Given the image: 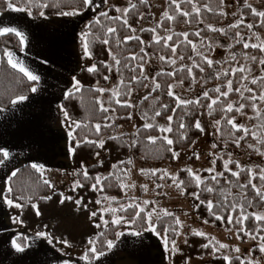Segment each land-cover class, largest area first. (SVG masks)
<instances>
[{"label":"trees","instance_id":"16d2710c","mask_svg":"<svg viewBox=\"0 0 264 264\" xmlns=\"http://www.w3.org/2000/svg\"><path fill=\"white\" fill-rule=\"evenodd\" d=\"M131 4H135V8L128 9L129 13L124 18H121L114 8H108L107 17L100 16V23H95L96 17L89 22V24L82 30L88 31L90 35L87 37L90 45V51L92 57L90 60L91 65L95 64L98 71L96 73L87 72V68H81L75 77L81 81L83 88L79 92H73V96L69 99H63L60 102V106L63 105L64 110L69 113V121L77 122L81 125L80 128H74L73 131L77 136V139L83 140L85 137L89 140L103 139L105 141L104 147L99 148L93 145L82 144L77 149L76 155L70 153V163L73 169L76 181H79L82 186L75 188V197L79 200V204L74 199L63 197L59 192H52L50 183L45 184L46 180L44 175L35 171L29 164L19 167L20 171L16 178L12 181V186L17 196L23 197L19 202L24 205L22 209H19V220L24 226H31L34 223H38L37 227L40 228L43 225L49 226V236L57 241L67 240L68 247L82 249L87 246L89 239L95 234L96 222L98 218L92 216V208L96 206V201H105L108 199L120 198L124 194V188H121V183L125 181V171L130 168L129 157L131 153L135 156L142 158L146 162H170L174 161L172 152L168 151L169 147L174 151L188 150L196 140L202 136V132L195 127L200 113L206 111L208 118L211 121H220L218 140L225 146L235 148L236 140L239 136L243 135V132H238L232 129L231 125L227 123L228 119H232L236 116V108H233L232 112H227L226 108L229 103L238 102L245 105L241 111L251 116L254 123L264 125V101L259 99L254 103L261 111L260 118H256V113L253 111L251 105L253 101L248 99L251 95L255 94L257 97L264 92V75L257 78L256 84L251 83L252 79H249V75L246 71L233 73L231 68L224 70L222 76H217L220 72V67L216 64H212L211 67L205 66L203 71H200L198 59L203 58L201 54H196L192 49V44H202L199 47L200 50L208 46V41L212 38L227 39L225 47L227 50L236 51L235 57L231 56L233 67L232 69L246 68L252 64L254 68H264L260 62L243 63L239 57L242 53L249 50L259 54L261 59H264V52L259 48H244V43H235L237 33L241 34L245 40H249L252 35H264V24L261 23V19L258 16H253L252 12L245 5L247 1H257L264 4V0H232L236 6L240 8L241 21L238 28L229 27L224 30L226 34L220 32L211 31L210 27L217 26L224 18L225 0H166V12L173 16V20H168L166 17H162L158 25L155 26V32L151 29H144L140 32L139 40L131 39L126 40L128 36H134L133 28L136 27L141 18L149 13V5L145 0H124ZM18 5H23L26 0H13ZM47 4L48 7L40 9L39 4ZM80 0H34L32 5V15L34 19L40 18H53L57 16H63L61 12L72 11L73 8L79 5ZM176 4L180 5V11L176 10ZM193 5L200 9L199 15L193 10ZM207 6V7H206ZM211 8V11L208 9ZM6 9L4 0H0V13ZM39 11H43L45 15L41 17ZM183 12L191 13L189 16L182 15ZM223 13V15L221 14ZM116 17H120L116 19ZM127 19L128 24H124V20ZM248 24H252L253 27L249 29ZM89 25L91 27L89 28ZM109 27L115 28V33H108ZM188 28L187 40L192 43L189 44L185 40L183 33L174 32L173 29ZM81 32V33H82ZM172 36L171 40H167V34ZM199 33V35H197ZM155 35L161 37V41L157 43L154 40ZM108 39L109 43L104 44L102 41ZM140 41H143L141 43ZM144 42L147 44L148 52L154 57L164 56L165 59L161 60L163 71L158 72L154 81L159 84V88H154L147 99L142 98L136 107V112L144 123H152L156 127L151 129H145L144 126L138 128L133 135V141L130 142L127 135L113 136L112 133L117 124H126L130 122L131 107H123L121 104L116 103V99L128 101L129 95L127 94L129 89L141 92L146 84V79L142 77L140 64H145L147 56L144 52ZM172 48L176 49V52H172ZM20 51L21 46L18 37L9 34L7 36L0 37V108L6 109L10 106L11 100L15 99L19 95L29 96L32 92L31 87L35 86L33 82L29 81L22 73L17 69H13L8 63L7 58L4 56V50ZM143 49V51H141ZM240 52V53H239ZM178 55L180 60L193 62L192 66H182L175 68L174 55ZM115 56L119 59L120 64H115L116 77L119 81L118 93L119 96L115 97L111 92L105 91L102 94L95 89L98 86H103L108 83V79L105 76H109V62ZM132 56H136L137 59H131ZM140 57H143L141 60ZM180 57H183L181 59ZM114 61V60H113ZM115 62V61H114ZM239 65V67L237 66ZM191 69V73L188 72ZM227 72V76L224 73ZM172 73V75H169ZM136 79L133 80L132 78ZM247 77V79H244ZM254 79V78H253ZM232 81L233 91L229 92L227 97L221 96L216 92V88H220L221 91H227L228 81ZM123 81V83H121ZM173 83H178L185 88L192 87L196 83H201L206 87L208 96H201L191 104H177V100L173 96H169V86ZM251 88L252 93L245 91V88ZM239 89L240 91H235ZM243 97V98H242ZM217 100V103L212 105V109H209L208 105L212 103V100ZM103 103L104 108L109 111L104 112L100 109V103ZM198 101V103H196ZM167 105V108L163 106ZM174 110V111H173ZM160 111V116H155V112ZM211 111V115L209 112ZM111 113H114V121L111 119ZM146 114V115H145ZM168 116H173L171 127L173 129L170 133H161L159 128L161 126H168ZM130 117V118H129ZM184 123L185 128H179V124ZM100 124L101 129L99 136L95 132V125ZM168 136L174 141L173 145L168 146L162 140H157L155 144L149 142L148 137H161ZM114 137V139H110ZM183 137V138H182ZM250 136L247 135L240 142L244 143ZM73 141L68 139V145L71 147ZM247 151L250 149L247 147ZM102 154V159L96 161L95 159ZM253 155V154H251ZM115 165V167H113ZM230 169L237 170L240 173L239 177L232 176L231 171L224 170L221 165V160H216V169L221 171L223 175L217 177L215 180L211 178L206 172L203 173L204 180L196 186L195 181L190 177L187 171L179 170L176 174L177 182L183 181L184 183L177 187V191L182 193L185 198L191 199L192 206L194 207L195 215L200 221H208L207 225H211L219 229H233L236 231L241 242H245L249 235H246L243 231H237L240 225L235 223V219L231 224L227 223L226 217L231 214L236 217L239 214V207L236 212H232V204H243L246 213H251V209H263L264 201H262L257 195L255 190L249 184L250 174L248 168H243L244 171L237 169L234 163H231ZM86 169L89 175V179L85 180L83 176V170ZM256 179L252 180L258 188L261 187L262 182L259 179L258 169ZM107 177L106 180H102L103 190H100V186H97L96 190H93L92 184L95 183V177ZM156 176V175H154ZM167 181H171L169 178ZM247 184L248 187L244 188L241 185ZM212 188V192H208L207 189ZM7 190V189H6ZM6 192V191H5ZM195 192L199 195L200 199H197L192 193ZM201 200L204 201L201 204ZM212 201L214 207L213 211L216 214L225 216L224 221H217L215 216L211 215L207 210V202ZM63 201V202H62ZM228 205L229 207H221V203ZM251 202V206H249ZM36 205L34 209L32 205ZM39 210L40 215H36V210ZM133 213L132 209H128L127 212H118L116 215L129 218ZM103 218L109 221V224L100 232L95 239V247L98 251L107 252L106 242L107 240L114 241L116 233L120 231L134 232L142 229V222L137 221L135 224L121 223L120 225L111 224L113 214L107 212L103 215ZM176 216H161V219L157 221L160 228L174 227L180 230L179 225L175 224ZM258 222L253 217H250L244 222L243 227L247 232H250L252 236H255L260 242L261 236H264V231L257 233L256 228ZM259 226L264 228V222H259ZM177 239V237H175ZM17 242L24 245L23 239L18 237ZM204 244H209L208 248L203 247ZM216 245L215 241L206 237L191 234L188 237V244L186 252L189 257H209L212 258L205 264H227L224 261L223 256L216 252L212 254V245ZM254 255L261 254L258 248L253 249ZM233 258V264H240V261ZM94 258H91L93 260Z\"/></svg>","mask_w":264,"mask_h":264},{"label":"rangeland","instance_id":"374dc122","mask_svg":"<svg viewBox=\"0 0 264 264\" xmlns=\"http://www.w3.org/2000/svg\"><path fill=\"white\" fill-rule=\"evenodd\" d=\"M149 5V13L141 18L139 24L133 28L134 35L138 37L140 32L144 29H154L156 25L160 22L161 18L164 16L163 13L166 12V0H145ZM247 4H251L253 8H256L257 11H264V4H261L257 1H247ZM131 3L124 0H95L94 7L90 11H84L80 15L76 16H64L52 21V28L55 31H60L67 34V38L72 43V48L77 51L78 54V67L87 68L91 65L89 58L83 55L82 49V40L80 34L82 30L92 21L101 11L106 12L108 8H114L117 11L118 15L121 18H124L122 12L125 8H129ZM240 8L235 5L232 0H225L224 7V18L220 24L215 26L217 29L227 30L230 25L237 24L241 21ZM240 24V23H239ZM214 28V27H212ZM188 28H178L173 29L174 32L186 33ZM170 33L167 34L169 36ZM155 37H158L155 35ZM259 37V39H257ZM242 43H255L261 44L264 43V35H252L249 40H245L242 35L236 37V41ZM227 42V39H224ZM225 42L221 39L212 38L208 41V46L200 50L199 47H202V44L196 45V54H201L203 58H199V66L205 69L207 59H211L213 64H216L220 67V72L217 73V76H222L224 70L233 71L232 59L231 56L235 57L237 55L236 51H228L225 47ZM251 48V47H250ZM144 52L147 56L146 62L143 65V74L142 77L146 79L145 87L141 92L131 90V95H129L128 101L131 102L134 107H131V119L129 123L126 124H117L112 135H127L130 142L133 141V135L136 130L144 126L143 120L139 117L136 112V107L139 101L149 95L155 88L154 77L158 72L163 71L161 60L159 57H154L147 50V44L144 42ZM240 53V52H239ZM243 63H252L260 62L261 58L259 54L249 50L245 53L239 55ZM252 57L256 59L253 60ZM175 68L182 66H192L193 62L187 60L183 61L179 59L178 55H174ZM239 67V65H237ZM109 76L108 83L103 86H98L99 88L105 89V91L111 92L113 90L118 91L119 81L116 77L115 72V62L111 59L109 62ZM245 71L249 75V79L257 78L261 75H264V68L260 67L258 64L257 68H254L252 64L248 65L245 68ZM68 76V75H67ZM66 76V82L61 85V93L64 95L65 91L70 87L69 81L72 76ZM171 91L174 93L173 97H180L182 100H191L196 101L199 97L204 96L206 87L201 83H196L192 87L185 88L178 83L171 84ZM104 91V92H105ZM233 108H238L239 103L236 101L232 102ZM18 109L15 107L12 110H8L9 115H14V123L19 125L14 128L15 132H23L26 135H32L36 130L33 127L32 121H28L25 125L23 118H17ZM56 113V110H55ZM253 115L245 114L241 111H237L236 116L232 119L238 124L244 125L249 129L250 138L247 139L244 143L239 142V146L236 145L235 148L228 147L223 145L218 140V130L219 125L216 121H211L206 111H202L197 121L200 122L201 127L204 129L202 136L195 141V143L188 149L184 151H179V158H174L172 163L170 162H146L142 158L135 156L131 153L129 157L130 168L125 171V181L124 184L135 185V187L124 188V194L120 198L116 199H106L105 201H100L99 204H96L92 208V211L96 212V215L93 216L97 219L96 222V231L95 234L89 239L95 241L96 237L100 232L106 227L103 223L105 220L103 215L107 212L104 211L106 208H119L120 205L125 207L130 203H139L143 206L145 200L154 201L147 206L148 210L155 208L158 212L162 210H167L173 215L178 217L182 222L183 227L179 231L182 232L181 236L177 237V244L179 251L169 257L168 252L163 248L162 240L155 233L143 232L140 236L132 235L130 231H120L124 235L120 236L119 239H115L113 242L115 247L111 251H107L104 256H101L98 260H91V264H205L210 261L212 258L209 257H189L186 252V247L188 244L189 235L193 234V230L204 232L207 234V238L210 240L212 237L215 239L213 241L224 243L229 245L228 249H222L219 251L221 256L230 255L231 257L239 255L242 260L247 261L248 258H253L260 260L261 264H264V253H261L257 256L254 255L253 249L258 248L260 241L258 239L253 240L250 237L245 242H241L236 231L233 229H219L211 225H207L204 222L200 221L199 218L195 215L194 207L192 206L191 199L185 198L182 193L177 191V186L171 179V176H176L179 170L192 169L197 175L201 177V180H204L203 173L206 172L211 178L219 177L217 173L221 171L216 169V160H221L222 168H224L225 160L231 159L233 163L239 162L241 168L251 169L255 174L257 171L256 168H264V156L257 153L264 152V143H258L256 139L251 135L252 132H255L257 136L264 140V127L261 124L254 123L252 118ZM56 118L53 123L61 131L64 142H67V131L72 122L68 120V123H65V117L63 113H56ZM111 119L114 121V113H111ZM22 121V123H20ZM22 125V126H21ZM166 127V126H164ZM74 129V128H73ZM216 145L213 148V145ZM253 147H249V145ZM249 148L250 151H247L246 148ZM253 154V155H251ZM197 155L199 158H197ZM66 157V156H65ZM67 159V157H66ZM102 159V154L98 155L95 159L100 161ZM215 161V164L212 161ZM70 161V159H69ZM67 161L64 168H52L45 166V170L42 173L47 181H49L52 192H59L63 197L74 199L77 203L79 201L75 197V188H76V178L73 172V169ZM66 162V161H65ZM230 165V164H229ZM228 168L230 169V166ZM236 165V164H235ZM145 170L142 172L141 170ZM213 169L212 171H208ZM238 169V168H237ZM153 170L156 171V176L151 175ZM167 170L170 174L169 177L161 180V171ZM240 170V169H239ZM228 171V170H227ZM232 171H237L236 169ZM258 171V175H259ZM171 181H167V179ZM157 185H161L157 187ZM144 186H147V190L144 189ZM264 191V188H262ZM79 204V203H77ZM17 211L19 209L12 208L10 214V229L7 231L8 236L11 238H16L20 234H26L30 239L35 241H42L43 239L36 237L37 231L45 232L49 235V226L43 225L40 228L37 227L38 223L27 227L21 223H14L13 218L17 217ZM251 213H264L263 209H251ZM113 219V218H112ZM111 219V220H112ZM155 220V216H154ZM100 225V227H97ZM39 226V225H38ZM185 240L187 241L185 243ZM44 241V242H43ZM44 246L49 250L40 262L37 264H64L67 261V264H89L88 261L82 259V256L87 252L90 245L87 244L86 247L71 248L67 245H63L60 241L53 239L52 244H48L46 240H43ZM235 248H239L240 252L236 253ZM11 255L14 257V264L19 262L21 264L27 260L26 251L22 253L16 252V250L11 248Z\"/></svg>","mask_w":264,"mask_h":264},{"label":"snow or ice","instance_id":"6c2138e0","mask_svg":"<svg viewBox=\"0 0 264 264\" xmlns=\"http://www.w3.org/2000/svg\"><path fill=\"white\" fill-rule=\"evenodd\" d=\"M4 2H5L6 10L14 11V12H20V13H27V15H29V16L32 15V5L34 3V0H26V2L23 5H18L16 3H14L13 0H4ZM221 2H223V0H221ZM94 3H95V0H80L79 5L75 6L72 11L61 12L60 14L64 15V16L80 15L84 11L92 10L93 7H94ZM173 3H176V0H173ZM245 6L251 10L253 16L260 17L261 23L264 24V11H257V9L253 8V6L251 4H247L246 3ZM38 7L40 9H43V8L48 7V5L41 3V4L38 5ZM135 7H136L135 4H131V8H135ZM129 10L130 9L125 8L123 10V12H122V15L123 16H127L128 13H129ZM176 10L180 11V5L179 4H176ZM193 10L195 11V13L197 15H199L200 9L197 8L195 5H193ZM208 10L211 11V8H209ZM117 11H120V9H117ZM190 14L191 13H189V12H183L182 13V15H184V16H189ZM221 14L223 15V13H221ZM39 15L41 17H43L45 15V13L43 11H39ZM99 15L103 16V17H107L108 13L101 11ZM163 15L168 20H173L174 19V17L170 16L167 12H164ZM119 18L120 17H116V19H119ZM242 22L243 21H240L239 23H242ZM95 23H97V24L100 23L99 17H96ZM239 23L234 24V25H230V27L238 28L239 27ZM124 24L125 25L128 24L127 19L124 20ZM90 27H91V25H89V28ZM209 27H210L211 31L220 32L221 34H226L223 29L212 28L211 26H209ZM247 27L249 29H251L253 27V25L252 24H248ZM115 31H116V29L112 28V27H109L107 29L108 33H115ZM151 31L155 32V29H151ZM9 34L15 35L16 37L19 38V43H20L21 49H23V47L26 44V36H25V34L21 30H19L17 27H10V26L0 27V37L7 36ZM89 35H90V33L88 31H83L80 34V37H81V40H82L83 55L85 57L91 59L92 53L90 51V45H89V41L87 39V37ZM182 35H184L185 40H187V33H183ZM197 35H199V33H197ZM236 35L239 36V33H237ZM131 39L139 40V37H134V36L126 37V40H131ZM161 39H163V38L154 37V40L157 43H159L161 41ZM171 39H172V36L169 35L167 37V40H171ZM257 39H259V37H257ZM140 42L143 43V41H140ZM187 42L189 44L192 43L190 40H187ZM239 42L240 41L238 40L237 43H239ZM102 43L108 44L109 40L108 39H104L102 41ZM249 47H251V48H259L260 51L264 52V43H261V44L245 43L244 44V48H249ZM192 49H193V51L196 50V45L195 44H192ZM141 51H143V49H141ZM172 52L175 53L176 49L172 48ZM4 56L7 57V63L13 69H17L29 81L33 82L34 85L39 82L40 77L38 75L34 74L32 71H30L27 67H25L21 61L16 59L13 52L8 51L7 49H5L4 50ZM180 58L183 59V57H180ZM131 59H137V57L136 56H132ZM140 59L142 60L143 57H140ZM164 59H165L164 56L160 57V60H164ZM252 59L255 60L256 58L252 57ZM113 60L115 61L116 65L120 64L119 59H117L115 56H113ZM205 60L207 62V65L209 67H211L212 64H213V61L211 59H207V57H205ZM170 63H175V61H170ZM260 63L262 65H264V59H261ZM139 67L141 69V73L143 74V64H140ZM86 70L89 73H96L98 71V69H97L95 64H92V65L88 66ZM109 70H111V69L109 68ZM203 70H204L203 68L200 69V71H203ZM236 71L244 72L245 69L242 68V67L239 68V69H234L233 73H235ZM188 72L191 73V69H188ZM169 75H172V73H169ZM224 75L227 76V72H225ZM105 79H108V77L105 76ZM132 79L135 80L136 78L133 77ZM244 79H247V77H244ZM261 79H264V77H262ZM121 83H123V81H121ZM251 83L256 84L257 80L254 78V79H252ZM69 84H70V87L65 91L64 99L71 98L73 96V92H79L83 88V84L75 76H73L71 78V80L69 81ZM159 87H160L159 84L155 85V88H159ZM171 87L172 86L170 85L169 86L170 90L168 92L169 96H173L174 95V93L171 91ZM95 90L97 92L101 93V94L105 91V89L99 88V87L96 88ZM153 90H155V89H153ZM30 91L32 93L37 92V87H35V86L31 87ZM215 91L220 93L221 96L227 97L229 92L233 91L232 81L231 80L228 81V83H227V91H221L220 88H216ZM235 91H240V90L239 89H235ZM245 91H247L249 93H252V89L251 88H247L246 87ZM127 94L131 95V89H129ZM204 95H205V97H207L208 93L205 92ZM113 96L118 97L119 93L117 91L113 90ZM27 99H28L27 96L19 95L15 99L11 100V104L16 105V104L24 102ZM145 99H147V97H145ZM248 99L253 101L251 107H252L253 111L256 113V118H260L261 111L257 107V105L254 103V101L257 100V99H259L260 101H264V92H261L259 97H257L255 94H253L250 97H248ZM176 100H177V104L178 105L179 104H191V103H193V101H191V100H182L180 97H176ZM98 103H100L101 111H104V112L109 111V109L104 108L102 102L98 101ZM116 103L117 104H121V106H123V107H134V105H132L130 101H123L122 102L118 98L116 99ZM196 103H198V101ZM216 103H217V100L213 99L212 103L208 105L209 109H212V105H214ZM163 107L167 108V105H164ZM244 107H245V105L243 103H241L239 105V107L236 109V111H242L244 109ZM60 109H61V111L63 113V116L65 117V123L67 124L68 123V119H69V113L66 110H64L63 105L60 106ZM226 111L229 112V113L232 112L233 111V104L229 103L227 105ZM154 115L158 117V116L161 115V112L160 111H156ZM209 115H211V111L209 112ZM250 119H251V117H250ZM172 120H173V116H168L167 117V121L169 122L168 126L167 127L161 126L159 128V131L161 133H170V132H172L173 131V129L171 127ZM215 123L217 125H219L220 121H216ZM227 123L229 125H231L232 129H235L238 132H243V135L239 136L236 140H234V143H236L237 146H239V142L241 140H243L245 138V136H247L249 134V129L246 128L242 124H238L233 119H228ZM80 127H81V125L79 123L73 121L72 122V126H70L68 128V131H67V134H66L67 139H70V140L73 141L72 146L67 148V151L69 153H71L72 155H76L77 149H79L82 144L93 145V146H97L99 148H103L104 147L105 141L103 139L89 140V139H87V137H85L83 140L77 139V136H76V134L73 131V128H80ZM94 127H95V132H96L97 136H99L101 125L100 124H96ZM154 127H156V126L154 124H152V123H145L144 124V128L145 129H151V128H154ZM195 127L197 129H199L200 131H204V129L201 127V124H200L199 121H197L195 123ZM262 127H264V125H262ZM179 128H181V129L185 128V124L184 123H180L179 124ZM217 130L219 131V129H217ZM251 135L253 136L254 139L257 140L258 143H264V140H261L257 136V134L255 132H252ZM110 139H114V137H110ZM148 140H149V142H151L153 144H155L157 142V140H162L168 146H171L174 143V141L172 139H170L166 135L165 136H161V137L149 136ZM212 147L215 148L216 145L214 144ZM249 147H253V146L250 144ZM167 150L172 152V157L173 158H179V156H180L179 152L172 150L171 147H169ZM257 153L259 155L264 156V152H259L258 149H257ZM97 155H99V154L97 153ZM197 158H199L198 155H197ZM12 159H13V156H12V153L9 151V149L6 148V147H0V166L7 167V165L11 162ZM212 163L215 164V161L213 160ZM231 163H233V161L231 159L225 160V162H224L225 170L231 171V169L228 168V165L231 164ZM235 164H236V167L238 169H240V171H244V169L241 168V166H240L238 161L235 162ZM30 167L32 169H34L35 171L41 173V174L45 170V166L43 164H38V163H35V162L31 163ZM113 167H115V165H113ZM212 170L213 169H209L208 171H212ZM19 171H20L19 168H9L8 172L5 173V176L3 178L5 180V185H6V189L7 190L5 192L3 189H0V204L6 205L8 208L22 209L24 207V205L19 202L20 200L23 199V197L17 196L15 194V190H14V188L12 186V181H13L14 178L17 177ZM141 171L144 172L145 170L142 169ZM156 171L157 170H153L151 172V175H155ZM159 171H161V173H162L161 176L159 177L161 180L165 179V177H169V175H170L167 170H159ZM182 171H187L188 175L194 179L196 186L199 187V185L202 183L201 177L199 175H197L192 169H186V170H182ZM248 172H249L250 177H251L249 179L248 183L251 184L252 188L256 192V195L262 201H264V191H262V188H264V168L260 169V171H259V179L262 182L261 187H259V188L255 184L252 183V180L256 179V174H254L251 169H248ZM82 174H83L85 180L89 179V175H88V172H87L86 169L83 170ZM231 174H232V176L237 177V178L240 175V173L237 172V171H232ZM217 175H223V173H217ZM212 178L214 180L216 179L215 176L212 177ZM94 179H95V183L92 184L93 190H96L97 186H100V190L102 191L103 190L102 180H106L107 177L97 176ZM171 179L173 180L174 183H176L178 178L176 176H171ZM44 183L48 184L49 181L45 180ZM183 183H184L183 181H179V183L177 184V187H179ZM76 186L80 187L82 185L80 184L79 181H77ZM120 186H121V188L135 187V185H128V184H123V183H121ZM160 186L161 185H157V187H160ZM241 187L246 188V187H248V185L247 184L241 185ZM144 189L147 190V186H144ZM207 191L208 192H212L213 189L212 188H208ZM192 194L194 196H196L197 199H200V197H199V195L197 193L193 192ZM106 199H108V198L106 197ZM77 203H79V201H77ZM96 203L99 204L100 201L97 200ZM151 203H154V201L145 200L143 202V206L141 204H139V203H130L126 207L124 205H120L119 208H111V207H109V208L104 209V211L111 212L113 214V219L111 220V224H113V225H120L121 223L135 224L137 221H141L142 222L143 231L144 232H149V233H155L157 236H159L160 239L162 240L163 248L168 252L169 257L171 258L173 255H175L179 251V247H178V244H177V239L175 237L181 236L182 232L179 231L177 228H174V227H163V228H160L159 225L157 224V221H159L161 219V212H158L155 208H153L151 210H148L147 206L149 204H151ZM203 203H204V201L201 200V204H203ZM219 206L225 207V208L229 207L228 205L224 204L223 202ZM249 206H251V202H249ZM32 207L35 209L36 205L33 204ZM214 207H217V205H213L212 201L209 200L207 202V210H208V212L211 215L215 216V219L217 221H224L225 220V216L216 214L213 211ZM230 207H231L232 212H236L237 207H239V214L236 217H233L231 214L227 215V217H226L227 223L231 224L233 222V220L235 219V223L237 225L241 226V227H239L237 229L238 232L239 231H243V232H245L246 235L251 236V238L253 240L256 239L255 236H252L251 233L247 232L245 230V228L243 227L244 222L247 221L250 217H253L255 219V221L258 222V226L256 228L257 233H259L260 231H264V228H261L259 226V222H264V213H246L243 204H240V205L232 204ZM128 209H132L133 210V213H132V215L129 218H126V217L120 216V215H116L118 212H127ZM36 215H40V212H39L38 209L36 210ZM92 215L95 216L96 212L93 211ZM162 215L163 216H172V213L165 209V210H162ZM154 216H155V220H154ZM13 222L14 223H20L21 221L19 220L18 217H16V218H13ZM103 223H104L105 226H107L109 224V221L104 220ZM204 223L207 224L208 221L205 220ZM175 224L179 225L181 228L183 227L182 222L180 221V219L178 217L175 218ZM97 227H100V225H97ZM131 234L135 235V236H140L142 234V232L140 230H137V231H134ZM193 234L207 238V234L204 233V232H199V231L193 230ZM35 235H36L37 238H41L43 240H46L48 244H52L53 243V238L50 237L45 232L37 231ZM123 235H124L123 232H117L116 233L117 239H119V237L123 236ZM25 239H27V238H25ZM214 239L215 238L212 237L210 239V243H211V240H214ZM260 240L262 242L259 245V250H260L261 253H264V236H261ZM186 242L187 241L185 240V243ZM11 243H12V247L16 250V252L22 253V252L25 251V245H23L21 243H18L17 239L12 240ZM60 243L63 244V245H68V241L67 240H61ZM95 243H96L95 241L89 240L88 241V245H90V247L88 248L87 252L82 256V259L85 260V261H88L89 264H91V258H95V259L98 260L101 256L105 255V252L98 251V249L95 247ZM216 244H218V247L215 244L212 245V254H215L216 252H219L222 249H228V247H229V245L224 244V243H220L219 241H217ZM114 247H115L114 242L112 240H107V242H106L107 250L111 251ZM203 247L208 248L209 244H204ZM234 251L236 253H239L240 249L239 248H235ZM223 259H224V261L227 262V264H233V258L230 255H224ZM235 260L240 261V264H261L260 260L253 259L251 257L248 258L247 261H244V260L241 259V257L239 255H237L235 257ZM64 264H67V261H65Z\"/></svg>","mask_w":264,"mask_h":264},{"label":"crops","instance_id":"0c3cea01","mask_svg":"<svg viewBox=\"0 0 264 264\" xmlns=\"http://www.w3.org/2000/svg\"><path fill=\"white\" fill-rule=\"evenodd\" d=\"M61 17L63 16L34 19L27 13L6 9L0 13V27H17L26 36L23 49L8 51L13 52L16 59L40 77L39 82L35 84L37 92L27 96V100L16 105L10 104L6 109L0 108V147L8 148L13 156L7 167L0 166V189L4 191L6 185L3 178L9 168H19L35 162L61 169L70 159V153L67 151L68 139L65 143L61 131L53 121L56 113L59 111L62 113L60 102L64 95L60 86L66 82L67 75L73 77L81 68L78 67V54L75 48H72L70 38H67V34L52 28V21ZM14 107L18 109L17 118L24 119V125L28 121L34 122L33 127L36 131L32 135L14 131L19 125L14 123V115L7 113ZM11 210L12 208L0 204V264H14L11 242L18 237L23 239L28 257L21 264H37L49 250L45 248L43 240V242L32 240L25 233L16 238L8 236Z\"/></svg>","mask_w":264,"mask_h":264}]
</instances>
